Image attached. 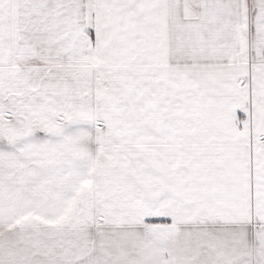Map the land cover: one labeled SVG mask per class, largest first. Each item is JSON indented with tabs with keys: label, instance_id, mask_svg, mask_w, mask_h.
<instances>
[{
	"label": "snow or ice",
	"instance_id": "snow-or-ice-1",
	"mask_svg": "<svg viewBox=\"0 0 264 264\" xmlns=\"http://www.w3.org/2000/svg\"><path fill=\"white\" fill-rule=\"evenodd\" d=\"M0 264H264V0H0Z\"/></svg>",
	"mask_w": 264,
	"mask_h": 264
}]
</instances>
